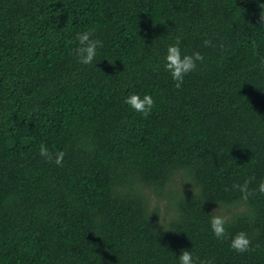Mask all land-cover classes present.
<instances>
[{"label":"trees","instance_id":"16d2710c","mask_svg":"<svg viewBox=\"0 0 264 264\" xmlns=\"http://www.w3.org/2000/svg\"><path fill=\"white\" fill-rule=\"evenodd\" d=\"M262 4L0 0V264H179L182 250L264 264ZM83 31L103 42L90 65L73 51ZM177 38L204 56L179 89L165 68ZM132 94L152 96L148 117ZM252 176L245 202L232 185ZM240 231L243 254L230 247Z\"/></svg>","mask_w":264,"mask_h":264},{"label":"clouds","instance_id":"9594fccd","mask_svg":"<svg viewBox=\"0 0 264 264\" xmlns=\"http://www.w3.org/2000/svg\"><path fill=\"white\" fill-rule=\"evenodd\" d=\"M261 20H264V17H261ZM93 36L94 33L92 31H83L76 34L78 46L73 51L78 62L82 65L92 64L97 54V48L103 47V42L98 39H93ZM180 43V39L177 38L174 44L169 45L165 58V68L171 75L177 89L181 88L185 76L196 70L198 62L202 63L204 60V56L199 51L193 52L191 55H182ZM210 46L211 41L205 40L204 47ZM124 102L134 111L141 113L145 118L151 114L155 106V101L149 94H145L143 98H141L139 94H132L128 96ZM39 154L49 162L54 160L57 165H62L65 156V152L63 151H58L53 155L44 144L40 145ZM254 180L255 177L252 176L246 179L243 184L232 185V188L237 189L241 193V200L247 202L249 197L254 195V191L249 188V185ZM228 190V188L225 189V191ZM256 191L264 194V181L259 183ZM210 216V227L214 236L218 240L227 239L229 235L227 232V225L230 223V217L219 211L213 212ZM251 244L252 242L248 234L244 231H240L231 237L230 247L236 253L243 254L250 249ZM98 259L100 264L99 256ZM178 259L179 264H214L212 259L199 260L197 257L196 260H194L193 254L189 250H182Z\"/></svg>","mask_w":264,"mask_h":264},{"label":"rangeland","instance_id":"374dc122","mask_svg":"<svg viewBox=\"0 0 264 264\" xmlns=\"http://www.w3.org/2000/svg\"><path fill=\"white\" fill-rule=\"evenodd\" d=\"M151 197H152V204L153 205H155V204H157L158 203V205L161 207V209H160V212H161V214H163V210H162V206H164L165 204H166V201H167V198H166V196L165 195H163V196H157L156 195V193H151ZM217 210L219 211V212H222V213H224V214H228V215H230V211H229V209L228 208H225V207H218L217 208Z\"/></svg>","mask_w":264,"mask_h":264}]
</instances>
